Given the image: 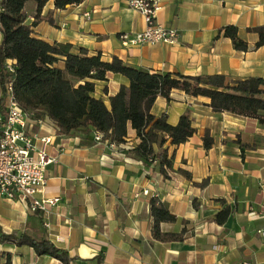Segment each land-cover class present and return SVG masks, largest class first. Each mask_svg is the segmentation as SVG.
<instances>
[{"label": "crops", "instance_id": "crops-1", "mask_svg": "<svg viewBox=\"0 0 264 264\" xmlns=\"http://www.w3.org/2000/svg\"><path fill=\"white\" fill-rule=\"evenodd\" d=\"M36 9L33 1L24 6L26 24L37 20L33 36L50 45L67 44L73 55L85 50L103 62L116 58L150 74L264 79V46L255 48L259 36L250 32L264 27V0H160L156 21L176 32L175 45L124 46L121 35L132 37L145 29L142 15L126 0H83L64 9L49 1L39 13ZM227 26L236 28L247 51L217 37ZM14 64L6 62L9 68ZM127 85L126 78L108 74L105 82L96 83L94 97L108 106V99ZM209 103L177 90L170 101H155L154 118L163 116L176 126L187 114L195 129L183 144L167 140L153 146L155 153L167 151V179L158 163L128 155L140 143L131 128L123 144H96L81 134L61 135L46 116L29 112L28 135L51 138L47 153L58 159L46 170L42 197L58 203L47 214H35L19 201L0 198V234L45 239L67 252L69 264H264V127L252 119L214 114ZM205 131L213 141L209 149L203 145ZM152 199L176 219L160 224V232L181 234V240L152 237ZM224 210L228 216L219 223ZM2 255L11 264H62L14 243H0Z\"/></svg>", "mask_w": 264, "mask_h": 264}, {"label": "trees", "instance_id": "trees-1", "mask_svg": "<svg viewBox=\"0 0 264 264\" xmlns=\"http://www.w3.org/2000/svg\"><path fill=\"white\" fill-rule=\"evenodd\" d=\"M29 1L36 4L39 13L49 1L54 2L56 9H64L83 0H0V107L5 100L6 85L11 84L19 106L25 112L37 113V117L46 116L61 135L81 134L94 141V133H100L104 142L120 145L125 142L127 130L131 128L140 143L128 155L146 164L155 161L164 179L168 178L171 161L166 150L155 153L153 146L162 147L167 140L172 145L183 144L195 134V129L187 114L180 117L176 126L169 125L163 116L154 118L150 112L157 98L170 101L174 90L194 98H207L212 113L252 119L264 127V79L229 82L221 75L185 77L150 74L127 67L116 58L110 63L103 62L100 55L90 56L85 50L73 55L67 44L50 45L33 36L32 27L37 20L27 25L24 12V6ZM250 32L259 36L255 48L264 46V27ZM219 36L230 39L237 51L248 50L246 43L237 37L235 27H224L219 30ZM7 61H14L15 64L8 68ZM108 74L126 78L128 85L120 86L106 106L102 99L94 97V93L96 83L105 82ZM212 144L209 132L205 131L204 148L209 149ZM182 174L190 179L187 173ZM204 185L205 182L198 186ZM150 213L151 233L156 241L182 239L181 234L160 232V224L176 220L164 204L152 199ZM227 216L228 211L224 210L217 216V221L221 223ZM0 243L28 246L37 256L47 255L62 264H69L71 260L67 252L57 249L45 239L0 234ZM0 264H11L10 257L2 255Z\"/></svg>", "mask_w": 264, "mask_h": 264}, {"label": "built area", "instance_id": "built-area-1", "mask_svg": "<svg viewBox=\"0 0 264 264\" xmlns=\"http://www.w3.org/2000/svg\"><path fill=\"white\" fill-rule=\"evenodd\" d=\"M126 1L130 9L142 15L145 29L132 37L121 35L120 39L124 46L177 43L176 32L165 29L156 21L160 0ZM84 18L90 19L87 14ZM0 108V198L6 201H19L31 213L47 214L50 208L58 203V199L42 197L46 186V170L58 161L57 157L47 153L52 140L28 135L27 127L32 114L19 106L11 84L6 85L5 100ZM93 139L96 144L104 142L100 133H94ZM106 143L109 146L113 145Z\"/></svg>", "mask_w": 264, "mask_h": 264}]
</instances>
